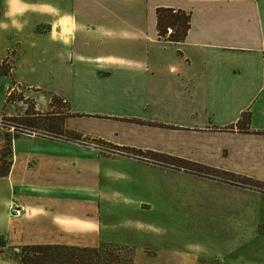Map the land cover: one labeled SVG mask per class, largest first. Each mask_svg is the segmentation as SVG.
<instances>
[{
    "label": "crops",
    "instance_id": "1",
    "mask_svg": "<svg viewBox=\"0 0 264 264\" xmlns=\"http://www.w3.org/2000/svg\"><path fill=\"white\" fill-rule=\"evenodd\" d=\"M158 7L190 13L183 42L159 38ZM45 57L59 81L49 92L68 103L64 128L85 141L12 132L10 172L0 177L6 248L113 243L135 246L134 264H195L172 247L151 257L117 241L109 211H133L122 225L136 231L180 220L264 224V189L130 155L160 154L264 183V0H0V64L13 65L0 75V113L13 84L43 91L31 75ZM84 142L129 155L106 156ZM179 193L190 194L186 217L158 212ZM12 205L21 217L9 214ZM194 206L206 210L190 213Z\"/></svg>",
    "mask_w": 264,
    "mask_h": 264
},
{
    "label": "rangeland",
    "instance_id": "2",
    "mask_svg": "<svg viewBox=\"0 0 264 264\" xmlns=\"http://www.w3.org/2000/svg\"><path fill=\"white\" fill-rule=\"evenodd\" d=\"M170 34V33H169ZM44 60V61H43ZM43 60L35 61V68L31 75L32 80L40 81L43 91L40 89L26 88L22 85H12L10 92L13 95L10 97V102L5 104L6 110L0 113V166L4 161H7L9 148L11 147V134L16 131L13 122L8 121L10 117L24 116L28 110L32 112L40 113L42 115H50L53 112L68 113V103L66 100L59 102L55 99V95H51L49 87L59 83L58 75L54 72V66L48 63L47 57ZM34 109V111H33ZM30 112V111H29ZM39 127L42 129L52 130V126L49 123L58 124L56 118H38ZM46 123V124H45ZM40 134L41 131H40ZM51 136L54 134L49 133ZM50 136V137H51ZM93 147H99L98 150L101 154L106 156L125 155L128 152H124L105 144L85 143ZM105 150L108 154L102 152ZM130 155H139L148 158H154L147 154H138L130 152ZM12 158V156H11ZM156 160H161L166 163H173L155 157ZM264 189V187L262 188ZM190 196L188 193H179L173 195V203L168 206L167 209L163 208L159 210V213H163L165 217H186V213L189 212L187 208L186 199ZM189 204V203H188ZM203 205V203L201 204ZM194 214V209L198 213L205 212L206 208L194 206L191 208ZM109 218L115 234L113 235L117 241L132 243L138 246H144V252L151 257H155L159 251L157 249L163 247H172L179 257L191 256L195 259V264H264V224L262 225H194L187 224L185 220L177 221V224L163 225V226H151L146 225L143 231L131 230L130 227H125L129 218H134L133 211L113 210L109 211ZM138 215V213H136ZM137 216L144 220L143 216L148 214H141ZM21 217V216H20ZM191 221V220H190ZM123 224V225H122ZM122 227V228H121ZM0 244L4 241L5 247L0 248V264H20L15 258V251H20L19 248L25 245L17 246L14 248H6V240L4 237H0ZM108 244V243H104ZM102 244V245H104ZM113 244V243H111ZM41 245V244H39ZM134 251V260L136 255L135 246H129ZM157 248V249H156Z\"/></svg>",
    "mask_w": 264,
    "mask_h": 264
},
{
    "label": "trees",
    "instance_id": "3",
    "mask_svg": "<svg viewBox=\"0 0 264 264\" xmlns=\"http://www.w3.org/2000/svg\"><path fill=\"white\" fill-rule=\"evenodd\" d=\"M156 17L159 38L174 43H180L186 39L191 26L190 13L180 9L158 7L156 9ZM169 29L171 30L170 34ZM12 67L13 65L11 63L7 60L4 61L0 64V75L8 76ZM12 95L13 93L10 92L6 98L5 104L10 102V97ZM55 99L59 102L64 101V99L55 96L52 103L55 102ZM67 116H70V114L53 112L50 115H42L40 113L32 112V110H28L24 116L10 117L8 121L11 123L13 122V126H15L17 132L36 134L62 141H73L83 144L82 141L85 140L81 135L64 128V119ZM49 117L58 119V124L55 125V123H49L50 126H52V130L39 127L40 122L38 118ZM249 123L250 114H243L242 121L240 120V124L243 126L241 129L248 131ZM40 131L42 134H40ZM49 133L54 134V136H51ZM132 152L144 154L136 150H133ZM147 155H151L154 158L160 157L162 159L174 161L176 165L187 172L207 178L217 179L228 184L250 189H262L264 187V183L247 177L221 172L209 167L188 161L173 159L169 156L160 154L149 153ZM7 156L9 159L4 161L3 165L0 166V177H6L10 172L12 164V147L9 148ZM2 243L3 244H0V248L3 249L5 247L4 241ZM19 250V252L15 251L14 258L20 264H134V251L132 248L111 243L100 245L98 247H78L59 244L25 245L19 248Z\"/></svg>",
    "mask_w": 264,
    "mask_h": 264
},
{
    "label": "built area",
    "instance_id": "4",
    "mask_svg": "<svg viewBox=\"0 0 264 264\" xmlns=\"http://www.w3.org/2000/svg\"><path fill=\"white\" fill-rule=\"evenodd\" d=\"M169 33H171V30L169 29ZM263 77H264V69H263ZM99 148V147H97ZM105 150H102V152H104ZM105 153H108V154H113V153H109L107 151H105ZM23 208L20 207V206H17V205H12L9 207V214L12 216V217H15V218H18L22 215L23 213Z\"/></svg>",
    "mask_w": 264,
    "mask_h": 264
}]
</instances>
